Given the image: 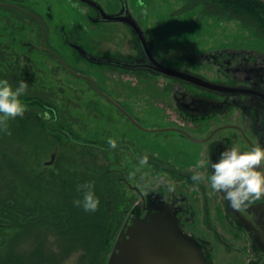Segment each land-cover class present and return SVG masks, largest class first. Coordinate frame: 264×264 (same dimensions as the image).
Wrapping results in <instances>:
<instances>
[{
	"label": "flooded vegetation",
	"instance_id": "obj_1",
	"mask_svg": "<svg viewBox=\"0 0 264 264\" xmlns=\"http://www.w3.org/2000/svg\"><path fill=\"white\" fill-rule=\"evenodd\" d=\"M64 4L77 19L69 23L70 30L52 25L54 20L44 19L39 10L48 15L53 13L46 0H0V9H7L11 15L24 18L27 25H32L28 30L31 38L19 42L26 53L46 56L54 62L55 70L63 69L87 82L90 91L110 104L130 126L135 135L132 139L127 137L124 123L119 124L122 137L117 140V158L125 152L133 155L134 176L139 178V186L126 179L129 174L125 175L122 170L117 172L120 181L138 200L133 202L122 224L130 215L143 217L147 208L161 209L172 218L179 232L203 250L210 264H214L211 244L205 235L197 234V227H207L214 238L233 248L214 228L229 227L230 236L248 245L247 251L238 249L243 264H262L264 251L252 230L256 218L247 211L264 204V195L234 207L222 192L211 188L208 177L213 170L210 165L197 167V161L209 157L218 160L220 153L233 145L241 150H248L254 144L264 145V49L221 47L167 59L155 50L145 11L137 2L64 0ZM97 29L108 32L102 34V39H94L97 35L92 32ZM66 56L78 59L88 72L69 64ZM111 72L118 77L135 79L136 85L131 90L139 97L145 96L151 117L162 121L145 119L141 112L133 116L129 105L115 102L110 96L112 93L100 84ZM129 92L132 91L129 89ZM153 139L156 140L153 143L165 148L164 158L144 155L135 147L140 145L138 142L145 144L143 141ZM181 144L188 147L183 148ZM109 151L107 149V153ZM144 156L148 157L146 162H142ZM194 173H200L202 179H193ZM147 176L164 178L165 184L156 190L150 189L153 184H145L141 179Z\"/></svg>",
	"mask_w": 264,
	"mask_h": 264
},
{
	"label": "rangeland",
	"instance_id": "obj_2",
	"mask_svg": "<svg viewBox=\"0 0 264 264\" xmlns=\"http://www.w3.org/2000/svg\"><path fill=\"white\" fill-rule=\"evenodd\" d=\"M99 1L105 3L110 0ZM131 1L137 2L141 10L145 11L149 36L161 57L170 59L182 54L193 55L206 52L208 49L232 46L264 49V40L258 39L253 32L244 29L237 21L218 20L204 13L201 7L188 10L183 0ZM46 3L52 6L53 13L48 15L44 10L38 9L44 19L50 22L54 20L52 25L56 24L70 30L69 23L77 19L64 4V0H46ZM27 23L24 18L11 15L7 9H0V43L2 49H9L5 60L0 62V69L6 71L7 75L13 74L12 71L23 73L24 78L37 87V91H43V97H50L49 100L52 103L50 110H53V113L56 112L60 121L68 125L63 132H53L45 127L41 116L30 119L32 118L28 111L30 108H27L22 116H17L8 122L11 134L0 132V153L13 160L22 172L17 174L18 177L2 168L4 170L0 174V201H7V196L12 194L19 199L24 197L27 204L37 199L41 201L43 208L52 205L60 206L63 203H66L68 207L69 203L76 205L74 200L79 198L78 195L70 198L71 196L67 194L62 196L58 192L62 178L78 177L83 173L99 175L98 170L102 167L109 173L112 172V176L117 180H120L117 170H122L125 175H130L126 178L129 182L139 186V178L134 176L136 166L133 155L125 152L118 159L119 147L113 148L108 143L109 137L116 140L122 137L119 124L124 123L123 119L110 107V104L90 91L87 82L67 74L63 69L55 70L54 62L46 56H40L37 52L26 53L19 42L21 39L26 41L31 38L32 34L28 33V30L32 29V25ZM106 32L108 31L97 29L92 34L99 36L94 37L98 39L103 37L102 34L106 35ZM30 41L33 42L32 39ZM66 57L69 64L88 72L87 67L83 66L78 59ZM5 65H8L9 69L12 67L13 70L7 71ZM102 80L101 86L112 93L110 96L115 102L123 101L124 104L129 105L133 116H137L135 112H141V116L145 119L152 118L157 123L162 121L157 117H151L152 113L145 96L139 97L131 90L136 85L135 79L126 76L118 77L111 72ZM129 89L132 92H129ZM34 100L44 104L39 95L34 97ZM34 109L37 110L36 107ZM40 115L43 113L40 112ZM124 126L127 137L134 138L135 135L131 132L130 126L126 123ZM143 142L145 144L138 142L140 145L135 146L141 153L155 154L164 158L165 148L153 143L156 142L155 139ZM184 146L188 147L187 144H181V147L184 148ZM107 149L110 150L109 153ZM52 155L54 158L49 163ZM141 179L145 184H153L150 189L156 190L165 184L164 178L147 176ZM32 180H38L37 184L40 187L35 188L32 194L26 193L30 191L26 188L27 181ZM119 183L125 187L128 199L132 200L129 206L131 209L138 198L134 197L135 193L127 189L122 181ZM33 184L29 183V186ZM101 204L105 205L103 199ZM76 207L73 208L72 222H75L77 226L68 221L66 216H59L60 213H58L60 220L52 222L57 213L52 212L50 208L45 210V215L51 220L37 219L24 228L2 231L1 237L6 243L3 248H0V264H97V253L106 242L107 233L102 228L98 229L96 223L93 222L94 224L91 225L90 218L95 215V211H85L82 206ZM67 216L70 218L68 214ZM85 224L89 227H85ZM214 228L225 243L233 247L223 245L213 237V232L207 227L198 226L197 234L205 235L211 244L210 254L214 264H243L244 259L238 249L247 251L248 245L230 236L227 233V229L230 230L229 227L214 226ZM119 230L111 243L110 251ZM11 259L12 263H9Z\"/></svg>",
	"mask_w": 264,
	"mask_h": 264
},
{
	"label": "trees",
	"instance_id": "obj_3",
	"mask_svg": "<svg viewBox=\"0 0 264 264\" xmlns=\"http://www.w3.org/2000/svg\"><path fill=\"white\" fill-rule=\"evenodd\" d=\"M183 2L185 8L187 7L188 10L201 7L204 13L208 16H214L218 20L237 21L244 29L253 32L258 39L264 40V4L256 0H183ZM1 45L2 44L0 43V62L5 60L9 50L8 48H5V50L4 48L2 49ZM9 66H11V64H9ZM6 70L12 71L13 68L10 67L9 69L7 65ZM12 73L13 74L11 75H7L6 71L0 69V78L8 79L13 85L18 84L20 80H27V78H24L23 73L14 71H12ZM27 81L28 88L22 98L23 102L28 106L27 108H30L28 110L30 117H32L30 119L33 120V117L36 119L41 116L40 118H43L45 122V127L53 132H63L68 124L64 121H60L58 114H56V112L53 113V110H50L52 105L49 100L50 97H43V91H37V87L29 83V80ZM38 95L43 99L44 104L38 103L37 101V103L35 102L34 97H38ZM35 107L37 110L34 109ZM40 112H42L44 116L40 115ZM4 156L5 155L0 153V174L4 169H6V171H11L13 175L16 174V176H18L17 174L22 172V169H19L13 160L6 156L4 158ZM98 171L100 172L99 175L92 173L89 175L88 173H83L78 177L70 176L69 179L62 178L61 183L58 186V192L62 194V196L67 194L68 196H71L70 198H72L75 197V195H78L80 198L81 194L77 191V186L88 180L95 181L96 193L99 195L101 203L102 199L104 200L105 205L102 206V204H100V207L95 211V215L92 216L90 220L91 225L96 223L98 229L102 228V230L107 233L105 236L106 242L99 248L97 253V264H106L110 253L109 248L111 247V243L115 238L125 215L130 209L129 206L131 205V199H128L129 197H127L124 187L119 183L120 180L115 179L114 176H112V172L109 173L107 169H104L103 167ZM37 181L38 180L27 181L28 183L26 188H29L30 191H27L26 193L31 192L32 194V191L35 188L40 187L37 184ZM29 183L34 184L30 187ZM73 206L76 207L77 205L69 203L68 207L66 203H63L60 206L54 207L52 205L50 207L47 206V208H43L41 201L37 199L27 204L24 197L19 199L13 197L12 194H9L7 196V201H0V248H3L4 243H6V241L4 242V239L1 237L2 231H8L14 228H24V226L28 223H33L37 219H47L48 217L45 215V210H49L50 208L52 212L57 213L55 214V218L52 222L54 220L56 222L60 220L58 217V213H60L59 216H66L68 221H71L74 226H77V224L75 225V222H72L74 216ZM67 214L70 218H68ZM48 219L51 220L50 218ZM85 227L89 226L85 224ZM8 262L12 263V259Z\"/></svg>",
	"mask_w": 264,
	"mask_h": 264
},
{
	"label": "clouds",
	"instance_id": "obj_4",
	"mask_svg": "<svg viewBox=\"0 0 264 264\" xmlns=\"http://www.w3.org/2000/svg\"><path fill=\"white\" fill-rule=\"evenodd\" d=\"M28 88L27 80H20L13 85L8 79L0 78V132L11 134L9 121L22 116L27 108L22 96ZM111 147H117V140L109 137ZM147 156L142 162H146ZM213 170L208 177L212 189L222 192L225 199L234 207L245 201L264 195V145L254 144L248 150H241L238 145L225 148L218 160L200 159L197 167L209 166ZM193 179L201 180L200 173H194ZM174 187V186H171ZM80 198L74 200L85 211L98 210L101 199L95 190V181L88 180L77 186Z\"/></svg>",
	"mask_w": 264,
	"mask_h": 264
},
{
	"label": "water",
	"instance_id": "obj_5",
	"mask_svg": "<svg viewBox=\"0 0 264 264\" xmlns=\"http://www.w3.org/2000/svg\"><path fill=\"white\" fill-rule=\"evenodd\" d=\"M256 1L264 4V0ZM137 31L140 35L139 29ZM141 41L146 45L142 34ZM53 158L54 155L49 163ZM247 212L256 218L254 224L251 223V229L264 251V204L250 208ZM106 264L210 263L203 250L192 239L179 232L175 222L163 210L147 208L143 217L130 215L122 225Z\"/></svg>",
	"mask_w": 264,
	"mask_h": 264
}]
</instances>
